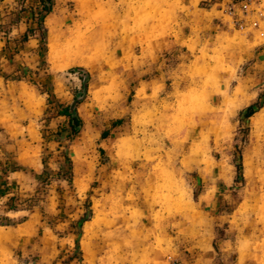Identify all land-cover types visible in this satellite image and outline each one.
<instances>
[{
	"label": "rangeland",
	"instance_id": "rangeland-1",
	"mask_svg": "<svg viewBox=\"0 0 264 264\" xmlns=\"http://www.w3.org/2000/svg\"><path fill=\"white\" fill-rule=\"evenodd\" d=\"M158 1L117 21L124 0H53L40 26L37 0H0V264H264V249L221 245L224 219L264 186V0H202L233 24L192 84L191 52L144 65ZM117 22L133 36L118 56Z\"/></svg>",
	"mask_w": 264,
	"mask_h": 264
},
{
	"label": "crops",
	"instance_id": "crops-1",
	"mask_svg": "<svg viewBox=\"0 0 264 264\" xmlns=\"http://www.w3.org/2000/svg\"><path fill=\"white\" fill-rule=\"evenodd\" d=\"M201 2L202 0L158 1L160 15L165 17L162 21L164 25L161 27L160 23L156 25L155 22H149L148 29L143 32L142 39H147L145 45L148 47H145V45L142 47L144 50L143 54L147 56L145 59L146 62L144 63L145 66H150V63L153 61L151 57L157 58L164 53L178 52L183 56L191 52L190 54L193 58L190 59L188 63H183L181 65L185 68V73L182 75L184 78L183 80L192 84L191 78H195L193 76V70L198 61V55L201 54L204 48L207 53L212 40H216L217 37L223 36L222 33L228 32L233 24L228 21L230 15L223 12V3L217 4L213 2L208 5ZM119 4L120 2L115 3L116 6ZM203 5L209 8H203ZM116 6L115 8L118 10L117 21L120 20L122 13L126 12L127 15H132V8L134 6L133 0H124L120 7ZM219 6H221V8H219ZM99 23L100 25L94 31V36L97 39L102 38V24L104 22L101 21ZM113 26L116 27V29L115 31L109 29L113 35L109 37L112 44L108 47L107 52L110 55L118 56L124 54L125 51L133 49L130 44V40L133 39V36H124L120 34L118 31L120 28L118 22L113 24ZM218 29L221 31H218ZM202 84L203 79L200 80V86H202ZM253 102L254 98L250 97V99L245 101L242 105L241 110L245 109ZM260 111L255 112L250 119L258 116ZM203 169L204 168H201V170ZM18 175L19 172L14 171L10 173V177L8 178L12 180V178L14 179ZM245 199V201H240L237 208L228 214L227 219H224L225 222H227L225 229L226 235L221 240V245L235 247L238 249L237 252L239 255H241L240 248L245 247V256L261 257L263 253L256 252L255 249H264V186L260 192L255 193L253 196L245 197ZM244 204L248 206V209L245 213H242L241 208ZM187 208H189V211L186 210L184 215L188 220L193 221L194 218L198 216V210L194 204L190 202H188ZM207 222L210 224L208 218ZM208 223L207 232L209 234L205 239L206 244H211L213 243L214 235L213 229L209 228L210 225Z\"/></svg>",
	"mask_w": 264,
	"mask_h": 264
},
{
	"label": "trees",
	"instance_id": "trees-1",
	"mask_svg": "<svg viewBox=\"0 0 264 264\" xmlns=\"http://www.w3.org/2000/svg\"><path fill=\"white\" fill-rule=\"evenodd\" d=\"M40 4H42V10L44 12V16L41 17V20L39 21V25L42 26L43 24V19L45 18V16L50 13V10H51V3L53 0H37ZM29 31L27 30V33ZM28 38V34H24V37H23V41H26ZM262 107V104L261 103H255L249 107H247L245 110H243L241 112V114H243V116L249 118L250 116H252L255 112H257L260 108ZM68 108L69 107H66L65 110H64V113L63 115L64 116H68L67 115V112H68ZM72 122H79V120L76 118V119H71Z\"/></svg>",
	"mask_w": 264,
	"mask_h": 264
},
{
	"label": "built area",
	"instance_id": "built-area-1",
	"mask_svg": "<svg viewBox=\"0 0 264 264\" xmlns=\"http://www.w3.org/2000/svg\"><path fill=\"white\" fill-rule=\"evenodd\" d=\"M231 1V3L233 4L234 3V0H230ZM242 1H244L245 3L248 1H250V2H252V0H242ZM232 6V5H231ZM231 8H233V7H231Z\"/></svg>",
	"mask_w": 264,
	"mask_h": 264
}]
</instances>
